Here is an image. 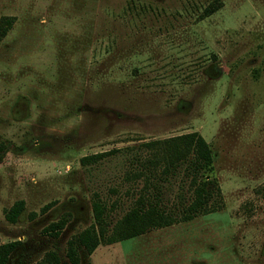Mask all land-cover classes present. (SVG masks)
Segmentation results:
<instances>
[{
    "label": "rangeland",
    "instance_id": "obj_1",
    "mask_svg": "<svg viewBox=\"0 0 264 264\" xmlns=\"http://www.w3.org/2000/svg\"><path fill=\"white\" fill-rule=\"evenodd\" d=\"M136 1L158 15L130 0H0L13 22L0 42V243L20 242L7 264H69L94 195L110 228L141 195L179 219L189 163L163 174L144 144L189 133L212 153L215 212L100 244L81 264H264V0H220L199 22V0ZM67 214L58 238L42 232Z\"/></svg>",
    "mask_w": 264,
    "mask_h": 264
},
{
    "label": "trees",
    "instance_id": "obj_2",
    "mask_svg": "<svg viewBox=\"0 0 264 264\" xmlns=\"http://www.w3.org/2000/svg\"><path fill=\"white\" fill-rule=\"evenodd\" d=\"M191 7L200 10L196 16L197 22L210 17L221 9L220 0H213L204 4L200 0L193 2ZM143 11L146 14H156L150 5L138 3L130 0L127 10ZM139 10V11H138ZM138 16V15H137ZM12 18L3 17L0 19V42L11 28ZM144 147L153 152L154 158L147 163L154 167L162 161L164 166L161 173H170L172 168L183 161H188V171L190 174V187L192 188V200L181 211L179 219L161 208L158 201L147 196H139L135 205L121 219L117 220L110 228L107 221L106 207L97 195L91 202L94 223L82 232L72 237L67 242L66 258L69 264H81L80 253L91 255L100 244L112 245L121 241L139 237L154 229L165 228L179 221H190L198 214H211L216 210V197L220 196V189L214 177L212 153L208 143L198 133H189L177 137H172L163 141H154L144 144ZM109 154L103 153L80 160L82 166L95 164L104 159ZM145 187V186H144ZM212 203V204H211ZM50 205L41 209L40 213L45 214ZM24 210V202H15L6 212L5 220L10 224H16L20 214ZM70 215H64L58 221L49 224L43 229V233L53 238H58L69 221ZM34 217V215H32ZM20 246L19 241L10 243H0V264H7L11 254ZM44 264H61L60 259L54 253L45 256Z\"/></svg>",
    "mask_w": 264,
    "mask_h": 264
}]
</instances>
